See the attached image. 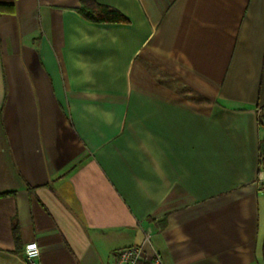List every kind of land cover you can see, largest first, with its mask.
Returning a JSON list of instances; mask_svg holds the SVG:
<instances>
[{"label":"crops","instance_id":"crops-1","mask_svg":"<svg viewBox=\"0 0 264 264\" xmlns=\"http://www.w3.org/2000/svg\"><path fill=\"white\" fill-rule=\"evenodd\" d=\"M97 2L0 0V264H264V0Z\"/></svg>","mask_w":264,"mask_h":264},{"label":"trees","instance_id":"trees-1","mask_svg":"<svg viewBox=\"0 0 264 264\" xmlns=\"http://www.w3.org/2000/svg\"><path fill=\"white\" fill-rule=\"evenodd\" d=\"M1 6V5H0ZM80 13L88 20L99 23H121L127 22L128 18L117 8L101 4L97 0H81ZM264 110V105H263ZM259 123L261 128L264 129V118L260 117ZM260 170H264V137L260 143V156H259ZM14 236L17 242H19L18 227H14ZM264 254V243H263ZM264 262V256H263Z\"/></svg>","mask_w":264,"mask_h":264},{"label":"built area","instance_id":"built-area-1","mask_svg":"<svg viewBox=\"0 0 264 264\" xmlns=\"http://www.w3.org/2000/svg\"><path fill=\"white\" fill-rule=\"evenodd\" d=\"M259 187L264 192V170L260 172ZM149 239V235L147 237ZM41 255V249L37 242L32 241L25 245V257L29 264H38ZM144 255L142 246H131L117 250L111 264H139ZM148 264H164L161 256H154Z\"/></svg>","mask_w":264,"mask_h":264},{"label":"rangeland","instance_id":"rangeland-1","mask_svg":"<svg viewBox=\"0 0 264 264\" xmlns=\"http://www.w3.org/2000/svg\"><path fill=\"white\" fill-rule=\"evenodd\" d=\"M262 117L264 118V111L262 112Z\"/></svg>","mask_w":264,"mask_h":264}]
</instances>
